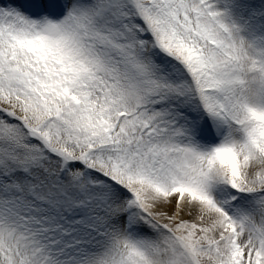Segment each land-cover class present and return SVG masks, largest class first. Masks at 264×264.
Instances as JSON below:
<instances>
[{"label": "snow or ice", "instance_id": "obj_1", "mask_svg": "<svg viewBox=\"0 0 264 264\" xmlns=\"http://www.w3.org/2000/svg\"><path fill=\"white\" fill-rule=\"evenodd\" d=\"M225 16L0 0V264H264V47Z\"/></svg>", "mask_w": 264, "mask_h": 264}, {"label": "rangeland", "instance_id": "obj_2", "mask_svg": "<svg viewBox=\"0 0 264 264\" xmlns=\"http://www.w3.org/2000/svg\"><path fill=\"white\" fill-rule=\"evenodd\" d=\"M217 3L226 13L227 23L240 26L247 41H260L258 47H264V0H217Z\"/></svg>", "mask_w": 264, "mask_h": 264}, {"label": "bare ground", "instance_id": "obj_3", "mask_svg": "<svg viewBox=\"0 0 264 264\" xmlns=\"http://www.w3.org/2000/svg\"><path fill=\"white\" fill-rule=\"evenodd\" d=\"M234 18H236V19H237V18H238V16H237V15H234ZM241 29H242V28H241ZM242 33H243L242 35H243V36H245V33H244L243 31H242ZM246 35H247V33H246Z\"/></svg>", "mask_w": 264, "mask_h": 264}]
</instances>
